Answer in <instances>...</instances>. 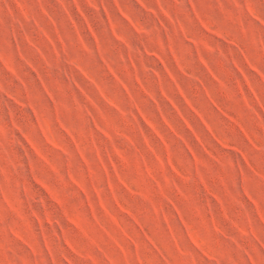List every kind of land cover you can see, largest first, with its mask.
Returning <instances> with one entry per match:
<instances>
[{"label":"clouds","instance_id":"clouds-1","mask_svg":"<svg viewBox=\"0 0 264 264\" xmlns=\"http://www.w3.org/2000/svg\"><path fill=\"white\" fill-rule=\"evenodd\" d=\"M0 264H264V0H0Z\"/></svg>","mask_w":264,"mask_h":264},{"label":"rangeland","instance_id":"rangeland-1","mask_svg":"<svg viewBox=\"0 0 264 264\" xmlns=\"http://www.w3.org/2000/svg\"><path fill=\"white\" fill-rule=\"evenodd\" d=\"M141 19H142V20H145L146 18H144V17H141Z\"/></svg>","mask_w":264,"mask_h":264}]
</instances>
